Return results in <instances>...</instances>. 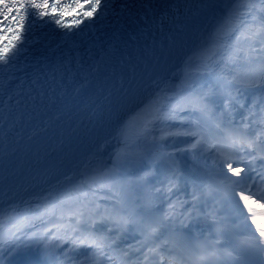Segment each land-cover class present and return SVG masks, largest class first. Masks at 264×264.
<instances>
[{"label":"snow or ice","instance_id":"obj_1","mask_svg":"<svg viewBox=\"0 0 264 264\" xmlns=\"http://www.w3.org/2000/svg\"><path fill=\"white\" fill-rule=\"evenodd\" d=\"M115 3L0 0V123L56 109L116 51L109 45L99 59L89 49L17 67L40 43L31 39L38 23L65 30L67 40L129 9L145 36L162 30L169 11L180 12L178 2L157 13L151 0H139L143 11L135 14L127 3L117 12ZM195 7L213 5L197 0ZM112 140L107 158L94 155L57 191L0 213V264H157L156 257L164 264L165 253L167 264H242L264 255V214L254 207L264 209V191L256 190L264 183V0H229L173 78L153 81ZM185 157L207 183L184 171ZM193 223L207 230L203 239L180 231Z\"/></svg>","mask_w":264,"mask_h":264},{"label":"bare ground","instance_id":"obj_2","mask_svg":"<svg viewBox=\"0 0 264 264\" xmlns=\"http://www.w3.org/2000/svg\"><path fill=\"white\" fill-rule=\"evenodd\" d=\"M209 2L213 7L195 8L177 25L175 35L168 36L163 46L153 52L148 64L143 66L137 76L131 80L101 125L93 126L88 130L83 139L62 160L54 163L41 176L26 181L0 196V213L10 205H23L26 201L35 202L57 191L64 185L66 177L74 176L94 155L97 158L108 157L109 153L114 150L115 142L112 140V136L116 127L128 118L141 100L146 98L152 90L154 80L158 77L173 78L178 69L182 67L184 59L194 52L205 38L206 33L219 19L229 0H209ZM132 85L135 87H131ZM248 102L250 103L251 100ZM239 115H243V113H239ZM256 130L258 129L254 127L253 134ZM191 174H194L201 183H205L203 178H208L205 172ZM260 190H262L261 186ZM186 191H190V188ZM254 207L258 214H264V209L259 208L258 205ZM185 229L194 230V224H190ZM123 241L130 244L133 242V238L129 237Z\"/></svg>","mask_w":264,"mask_h":264},{"label":"rangeland","instance_id":"obj_3","mask_svg":"<svg viewBox=\"0 0 264 264\" xmlns=\"http://www.w3.org/2000/svg\"><path fill=\"white\" fill-rule=\"evenodd\" d=\"M163 45H161L160 47H162ZM149 62V61H148ZM146 64H148V63H146ZM145 64V65H146ZM144 65V66H145ZM143 67V66H142ZM142 69V68H141ZM141 69H140V71H141ZM137 76V74L135 75V77ZM102 118H100L98 121H99V124H100V121H102L101 120ZM101 125V124H100ZM97 126H99V125H97ZM190 162H193L190 158H187V157H185L184 159H183V163H182V166H183V169H184V171L185 172H187V173H193V169H195V172L194 173H199V172H204L203 170H199L198 168H197V166L196 165H192V164H190ZM203 178V177H202ZM209 179H210V177L208 176V178L206 177V178H203V180H204V182L205 183H207L208 181H209ZM200 180H202V179H200ZM208 204H212V200H211V198H209V200H208ZM6 255V254H5ZM33 259L35 260L36 259V256H35V254L33 255ZM6 264H7V260H6Z\"/></svg>","mask_w":264,"mask_h":264},{"label":"water","instance_id":"obj_4","mask_svg":"<svg viewBox=\"0 0 264 264\" xmlns=\"http://www.w3.org/2000/svg\"><path fill=\"white\" fill-rule=\"evenodd\" d=\"M123 93H124V91H122V93H121L120 95H122ZM120 95H119V97H120ZM115 101H116V100H115ZM115 101L112 102L111 104H109L107 110H106V111L102 114V116L100 117V118H102V119H101L102 121H103V119L105 118V116L108 114V112L112 109L113 105L115 104ZM102 121H100V123H101ZM98 123H99V121H98Z\"/></svg>","mask_w":264,"mask_h":264}]
</instances>
